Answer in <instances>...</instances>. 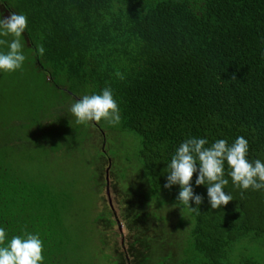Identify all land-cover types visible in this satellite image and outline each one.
I'll return each mask as SVG.
<instances>
[{
    "label": "trees",
    "instance_id": "trees-1",
    "mask_svg": "<svg viewBox=\"0 0 264 264\" xmlns=\"http://www.w3.org/2000/svg\"><path fill=\"white\" fill-rule=\"evenodd\" d=\"M0 264H264V0H0Z\"/></svg>",
    "mask_w": 264,
    "mask_h": 264
},
{
    "label": "rangeland",
    "instance_id": "rangeland-1",
    "mask_svg": "<svg viewBox=\"0 0 264 264\" xmlns=\"http://www.w3.org/2000/svg\"><path fill=\"white\" fill-rule=\"evenodd\" d=\"M116 142V139H115ZM92 159V155L88 152L84 157L76 158L73 156L65 157L61 162H56L55 166L52 167L49 174L39 170L41 177L46 179L55 180L57 182H63L67 189L73 192L75 195L74 204L75 209L80 211V223L71 221L72 224H76L81 229L84 244L89 248L90 253L96 252L97 239L95 234L92 232V221L95 217V208L98 204V200L95 194L91 193L89 177L92 175L91 165H86ZM59 163V164H58ZM35 165V164H34ZM31 172L37 174V168H31ZM114 181V180H113ZM106 185V181H105ZM106 187V186H105ZM103 187V196L107 198L106 188ZM105 192V194H104ZM115 203L119 205L118 195L113 192ZM108 200V198H107ZM100 204V203H99ZM124 230V229H123Z\"/></svg>",
    "mask_w": 264,
    "mask_h": 264
},
{
    "label": "water",
    "instance_id": "water-1",
    "mask_svg": "<svg viewBox=\"0 0 264 264\" xmlns=\"http://www.w3.org/2000/svg\"><path fill=\"white\" fill-rule=\"evenodd\" d=\"M110 164H111V161L109 160V166L106 170V194H107V198H108V201H109V204L111 205V208H113V202H112V191H111V185H110V180H109V169H110Z\"/></svg>",
    "mask_w": 264,
    "mask_h": 264
}]
</instances>
